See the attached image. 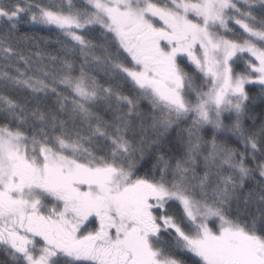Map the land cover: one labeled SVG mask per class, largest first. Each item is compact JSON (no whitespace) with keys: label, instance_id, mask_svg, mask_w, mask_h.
Returning <instances> with one entry per match:
<instances>
[{"label":"snow or ice","instance_id":"1","mask_svg":"<svg viewBox=\"0 0 264 264\" xmlns=\"http://www.w3.org/2000/svg\"><path fill=\"white\" fill-rule=\"evenodd\" d=\"M0 264H264V0H0Z\"/></svg>","mask_w":264,"mask_h":264},{"label":"trees","instance_id":"2","mask_svg":"<svg viewBox=\"0 0 264 264\" xmlns=\"http://www.w3.org/2000/svg\"><path fill=\"white\" fill-rule=\"evenodd\" d=\"M23 30L29 32L30 35L34 34L38 40L40 37H45L48 35L46 30H39L37 26L24 27ZM40 43H41V46L43 47V42L40 41ZM48 50L51 51L52 48L49 47Z\"/></svg>","mask_w":264,"mask_h":264}]
</instances>
